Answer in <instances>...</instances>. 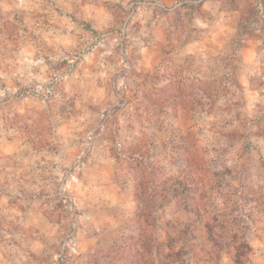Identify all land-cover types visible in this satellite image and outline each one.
Listing matches in <instances>:
<instances>
[{
	"label": "rangeland",
	"instance_id": "rangeland-1",
	"mask_svg": "<svg viewBox=\"0 0 264 264\" xmlns=\"http://www.w3.org/2000/svg\"><path fill=\"white\" fill-rule=\"evenodd\" d=\"M41 231L46 264L264 261V0H0V255Z\"/></svg>",
	"mask_w": 264,
	"mask_h": 264
},
{
	"label": "crops",
	"instance_id": "crops-1",
	"mask_svg": "<svg viewBox=\"0 0 264 264\" xmlns=\"http://www.w3.org/2000/svg\"><path fill=\"white\" fill-rule=\"evenodd\" d=\"M10 189H8L6 192H10ZM127 207V206H126ZM101 214L103 213V211H100ZM125 212V211H124ZM114 217H111V214L104 211V216L101 217V219L99 220L100 225H105L107 227V230L105 231V233H112V228L111 227H115L116 222H114ZM106 219V220H105ZM47 220V221H46ZM44 219V218H38L31 221L28 220L29 225L33 224V226H38L39 223H41L42 225H44L46 222V224H52V229H54V223H51V221L49 219ZM92 220H96L95 217H92ZM86 236H88V238H91L90 234H86ZM87 237H83V238H79L76 241L72 242V243H68V247L67 252L70 255H73L72 257H67L70 261L71 264H74V262L76 261V256H78L80 253H83L84 250L90 246V244H96V243H100L99 240H103L104 236L100 235L98 237V239H94L92 237V241H87L84 240ZM111 239L109 240V243H115L116 241L119 240L120 235L116 234L115 236L110 237ZM30 240L32 241V245L29 246L30 251L27 252L25 255H22L20 258H17V261L19 260V262L21 263H16V264H46L45 262V257L48 258L49 256L51 257V261L55 258L56 255V249L57 247H55L54 243H50L47 241L46 237L43 235L42 231L36 235V237H30ZM100 244H97V246H99ZM52 249V250H50ZM32 250V252H31ZM31 252V253H30ZM76 256H75V255ZM3 255V254H2ZM0 255V264H13L14 260L13 258L9 257L8 255H4L2 256ZM67 259V260H68ZM260 261L259 263L257 262V264H264L261 259L259 258ZM49 262V261H48ZM68 263V264H70Z\"/></svg>",
	"mask_w": 264,
	"mask_h": 264
},
{
	"label": "trees",
	"instance_id": "trees-1",
	"mask_svg": "<svg viewBox=\"0 0 264 264\" xmlns=\"http://www.w3.org/2000/svg\"><path fill=\"white\" fill-rule=\"evenodd\" d=\"M140 244L139 250H138V259L141 262L144 261L146 263L148 257L152 254V246H151V240L148 238V235L145 231L142 232V236L140 237Z\"/></svg>",
	"mask_w": 264,
	"mask_h": 264
}]
</instances>
